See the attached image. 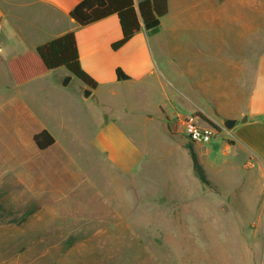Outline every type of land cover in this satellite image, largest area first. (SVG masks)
I'll use <instances>...</instances> for the list:
<instances>
[{"label": "rangeland", "instance_id": "rangeland-1", "mask_svg": "<svg viewBox=\"0 0 264 264\" xmlns=\"http://www.w3.org/2000/svg\"><path fill=\"white\" fill-rule=\"evenodd\" d=\"M145 44L146 74L87 100L63 68L15 86L0 62V264H264V159L223 148L264 71V0H168ZM205 120L219 137L187 142L183 123ZM108 121L129 170L93 145Z\"/></svg>", "mask_w": 264, "mask_h": 264}, {"label": "crops", "instance_id": "crops-1", "mask_svg": "<svg viewBox=\"0 0 264 264\" xmlns=\"http://www.w3.org/2000/svg\"><path fill=\"white\" fill-rule=\"evenodd\" d=\"M80 1L0 0V62L5 65L13 85H22L31 79L50 73L42 67L35 50L38 46L68 32L75 34L81 68L97 83L96 89L92 90L88 98L100 86L117 85L129 81H117L115 74L117 68H120L130 78L140 79L142 74H146L144 72L147 68H142L141 72L138 70L141 63L138 62L137 56L140 52L147 55L145 41L148 32L142 29L126 45L115 52L111 49V45L121 38V29L117 17L111 16L87 27H79L69 14ZM140 1L142 0H134L135 5L137 6ZM159 27L160 25L157 30ZM11 53L15 55H9ZM10 60H15L24 76V81L20 84H14L12 81L7 67V62ZM251 69L252 67L249 70ZM29 70L31 72L34 70V74H30ZM250 73L253 71L247 72L246 76L247 80L250 79L252 82V89L246 99L245 106L242 104L240 110L228 115L223 121L226 123L228 120H234L233 128L236 129L232 130V128L227 133L225 132L231 143L224 141L223 148L228 153L236 147L248 146L252 152L264 159V71L260 74L258 72L253 73L252 77H250ZM68 75L70 76L65 71L62 78ZM85 87L82 84L78 86L79 96L83 100H87L82 96V90ZM244 118L246 121L242 122ZM118 136L123 140V145H119ZM216 137H219V134ZM208 143L198 145L203 148ZM93 145L104 153L110 162L122 169H128L130 162H134L137 158L132 153V149H134L132 141L120 132L115 121L100 124ZM127 146L130 149L125 152ZM201 154L209 166L214 164L208 160L207 151L203 150ZM230 164L234 169L237 168L234 158ZM211 168L217 173V168L214 166Z\"/></svg>", "mask_w": 264, "mask_h": 264}, {"label": "trees", "instance_id": "trees-1", "mask_svg": "<svg viewBox=\"0 0 264 264\" xmlns=\"http://www.w3.org/2000/svg\"><path fill=\"white\" fill-rule=\"evenodd\" d=\"M167 13L168 0H142L137 6L134 0H81L69 15L82 28L116 16L121 29V38L111 45V49L116 52L142 29L148 33L155 32L161 19ZM35 53L47 72L63 68L79 80L82 85L91 90L96 89L97 83L80 66L74 32H68L38 46ZM7 67L14 84H20L24 81V76L15 60L8 61ZM115 74L117 81L130 79L120 68L116 69ZM205 121L217 129L215 124L208 120ZM32 139L35 146L41 151L55 143L54 137L46 130L34 134ZM29 213L26 212L23 219Z\"/></svg>", "mask_w": 264, "mask_h": 264}, {"label": "built area", "instance_id": "built-area-1", "mask_svg": "<svg viewBox=\"0 0 264 264\" xmlns=\"http://www.w3.org/2000/svg\"><path fill=\"white\" fill-rule=\"evenodd\" d=\"M183 134L191 144H206L218 135V130L208 124H198L195 121L183 123Z\"/></svg>", "mask_w": 264, "mask_h": 264}, {"label": "water", "instance_id": "water-1", "mask_svg": "<svg viewBox=\"0 0 264 264\" xmlns=\"http://www.w3.org/2000/svg\"><path fill=\"white\" fill-rule=\"evenodd\" d=\"M72 77H73V76L70 75L67 79L70 80ZM66 84H67V82H64V83H63V86H66ZM91 93H92V90L89 89V88H87V87L83 88V90H82V96H83L84 99H88V97L91 95ZM245 121H246V118H244V119L242 120V122H245ZM234 124H235V121H234V120H228V121L225 123V128H226L227 130H230V129L233 128Z\"/></svg>", "mask_w": 264, "mask_h": 264}]
</instances>
